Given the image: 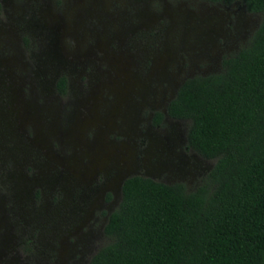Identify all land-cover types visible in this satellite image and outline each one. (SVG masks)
I'll return each mask as SVG.
<instances>
[{
    "label": "rangeland",
    "instance_id": "1",
    "mask_svg": "<svg viewBox=\"0 0 264 264\" xmlns=\"http://www.w3.org/2000/svg\"><path fill=\"white\" fill-rule=\"evenodd\" d=\"M260 21L239 2L0 0V264H88L130 175L195 189L214 160L152 115Z\"/></svg>",
    "mask_w": 264,
    "mask_h": 264
},
{
    "label": "trees",
    "instance_id": "2",
    "mask_svg": "<svg viewBox=\"0 0 264 264\" xmlns=\"http://www.w3.org/2000/svg\"><path fill=\"white\" fill-rule=\"evenodd\" d=\"M205 1L239 2L261 21L219 72L186 78L152 123L188 121L187 148L214 165L193 190L124 179L108 242L88 264H264V0ZM57 86L65 92L64 76Z\"/></svg>",
    "mask_w": 264,
    "mask_h": 264
},
{
    "label": "flooded vegetation",
    "instance_id": "3",
    "mask_svg": "<svg viewBox=\"0 0 264 264\" xmlns=\"http://www.w3.org/2000/svg\"><path fill=\"white\" fill-rule=\"evenodd\" d=\"M61 77H62V76H61ZM64 77H65V76H64ZM65 78H66V77H65ZM59 79H60V78H59ZM66 81H67V79H66ZM57 83H58V82H57ZM66 83H67V82H66ZM178 88H179V87H178ZM159 111H160V110H159ZM162 112L165 114V111H162ZM166 116H167V115H165V117H166ZM152 117H153V115H152ZM165 117H164V119H163V124H164ZM168 117H169V116H168ZM151 121H152V120H151ZM163 124H162V125H159V126H163ZM154 126H155V125H154ZM159 126H156V127H159ZM134 175H140V174H134ZM130 176H132V175H130ZM142 176H145V175H142ZM128 177H129V176H128ZM147 177H149V176H147ZM126 178H127V177H126ZM126 178H125V179H126ZM123 181H124V180H123ZM122 184H123V182H122ZM121 187H122V185H121ZM110 195H111L110 193L107 194V200L110 198ZM120 199H121V198H120ZM112 211H113V210H112ZM112 211H111V212H112ZM111 212H110V213H111ZM110 213H108V215H109ZM107 217H108V216H107Z\"/></svg>",
    "mask_w": 264,
    "mask_h": 264
}]
</instances>
